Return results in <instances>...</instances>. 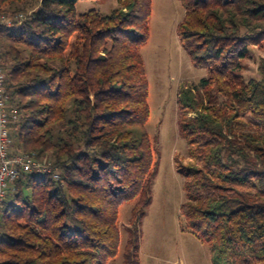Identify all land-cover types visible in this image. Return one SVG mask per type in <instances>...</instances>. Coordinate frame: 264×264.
<instances>
[{
  "label": "trees",
  "instance_id": "16d2710c",
  "mask_svg": "<svg viewBox=\"0 0 264 264\" xmlns=\"http://www.w3.org/2000/svg\"><path fill=\"white\" fill-rule=\"evenodd\" d=\"M79 1L0 0V15L25 14L0 27L7 103L19 113L9 154L46 155L59 175L10 185L0 264H106L119 250V207L133 200L122 264H139L138 224L158 166L140 54L152 1L77 15ZM179 1L181 45L207 71L177 95L190 156L177 164L184 227L212 264H264V55L258 78L242 74L251 47L264 51V0Z\"/></svg>",
  "mask_w": 264,
  "mask_h": 264
},
{
  "label": "rangeland",
  "instance_id": "374dc122",
  "mask_svg": "<svg viewBox=\"0 0 264 264\" xmlns=\"http://www.w3.org/2000/svg\"><path fill=\"white\" fill-rule=\"evenodd\" d=\"M151 1L149 37L140 48V54L148 81L150 113L146 129L158 153V166L151 185V203L143 210L138 224L139 264H212L208 247L185 230L180 211L186 200L184 176L177 167L178 161H190L187 142L179 130L183 113L177 102L178 90L185 83L198 86L207 71L195 67L181 45L177 26L184 16V7L180 1ZM30 5L35 8L37 4ZM26 7L27 13L30 12V7ZM118 7L117 0H84L79 1L75 9L77 15L90 10L110 14ZM18 15L8 17L14 19ZM263 55V49L251 47L250 58L245 60L242 71L245 79L259 77L257 68ZM243 119L250 121L248 115ZM35 156L38 161L52 166L48 156ZM135 207L136 200L124 202L119 207V250L106 264H122L127 227L133 224Z\"/></svg>",
  "mask_w": 264,
  "mask_h": 264
},
{
  "label": "built area",
  "instance_id": "2783aa9c",
  "mask_svg": "<svg viewBox=\"0 0 264 264\" xmlns=\"http://www.w3.org/2000/svg\"><path fill=\"white\" fill-rule=\"evenodd\" d=\"M24 18L22 14L14 19H10L7 15H0V27L10 28L14 22L21 23ZM6 79L0 58V210L6 200L10 185L23 174H50L54 179L59 178L52 166L36 159L35 153L10 156L9 129L10 125L18 120L19 113L17 109L8 106L5 90Z\"/></svg>",
  "mask_w": 264,
  "mask_h": 264
}]
</instances>
